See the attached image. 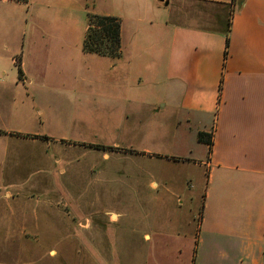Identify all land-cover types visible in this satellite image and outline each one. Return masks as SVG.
Wrapping results in <instances>:
<instances>
[{"label":"crops","instance_id":"1","mask_svg":"<svg viewBox=\"0 0 264 264\" xmlns=\"http://www.w3.org/2000/svg\"><path fill=\"white\" fill-rule=\"evenodd\" d=\"M0 3L13 6L28 42L25 56L6 57L8 48L0 45V173L10 150H22L25 142H55L36 132L8 128L48 120L30 93L33 86L74 91L76 108L85 112L78 115L80 123L111 125L114 136L124 132V126L160 111V117L168 115L177 122L193 120L198 133L209 125L203 133L210 134V147L197 139L195 145H183L184 157L198 155L200 160L193 165L200 173L192 177L188 190L176 189L178 199L191 200L194 193L189 190H201L199 178L204 176L198 225L194 232L189 221L177 220L178 242L167 244L172 248L161 247V252H191L192 264H264V0ZM88 14L120 19L118 58L82 52ZM27 56L32 58L30 70ZM91 87L95 89H87ZM2 197L9 200L7 189ZM109 221L114 223L116 215L111 213ZM77 225L80 231L93 229L97 234L91 242L92 253L97 254L93 264H109L100 250L102 228L86 219ZM25 229L32 237L42 236L36 220L14 212L5 217L0 211L1 238L21 240ZM47 255L50 260L58 257L50 248ZM0 264L36 263L0 260Z\"/></svg>","mask_w":264,"mask_h":264},{"label":"rangeland","instance_id":"2","mask_svg":"<svg viewBox=\"0 0 264 264\" xmlns=\"http://www.w3.org/2000/svg\"><path fill=\"white\" fill-rule=\"evenodd\" d=\"M13 12L12 5L0 3V45L8 48L6 57L25 56L28 42ZM116 14L125 17L120 11ZM31 63V56H27L29 70ZM30 93L48 120L43 125H28L30 131L24 125L9 126V130L36 132L55 142H25L22 150L9 151L7 165L0 173V211L5 217L14 212L36 220L42 236L32 237L25 229L21 240L0 237V249L6 251L0 253V260L93 264L97 254L92 253L91 242L97 234L93 229L80 231L77 225L86 219L102 228L100 250L106 253L109 264H192L191 252L180 249V253H166L161 247L178 242L181 231L177 220L189 221L194 232L199 222L204 176L199 178L201 190H189L194 193L190 194L193 200L176 196L178 187L188 190V184H194L192 177L200 173L193 165L200 160L196 152L183 155L185 145H195L199 126L193 120L186 123L170 120L168 115L160 117V111L124 126L125 136L122 131L114 136L111 125L94 122L84 127V122L80 123L78 115L85 112L76 108L74 91L33 86ZM83 138L86 142H74ZM89 143L109 149L102 151ZM6 189L8 201L2 197ZM111 213L116 215L114 223L109 221ZM144 235L148 239L144 240ZM49 248L58 254L56 259L48 258Z\"/></svg>","mask_w":264,"mask_h":264},{"label":"trees","instance_id":"3","mask_svg":"<svg viewBox=\"0 0 264 264\" xmlns=\"http://www.w3.org/2000/svg\"><path fill=\"white\" fill-rule=\"evenodd\" d=\"M18 3H26L28 0H8ZM227 46V40L226 44ZM81 50L86 54H95L118 58L120 56V19L106 15H87V29L85 31ZM226 54V50L224 52ZM18 62V58L16 59ZM18 76L21 77V69L17 66ZM197 141L210 147V134L199 132ZM90 147L107 150L109 147L90 145Z\"/></svg>","mask_w":264,"mask_h":264}]
</instances>
